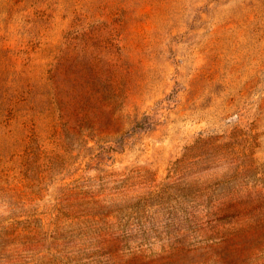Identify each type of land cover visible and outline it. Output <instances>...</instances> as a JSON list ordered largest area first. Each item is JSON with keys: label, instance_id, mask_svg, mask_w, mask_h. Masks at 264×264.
Instances as JSON below:
<instances>
[{"label": "rangeland", "instance_id": "rangeland-1", "mask_svg": "<svg viewBox=\"0 0 264 264\" xmlns=\"http://www.w3.org/2000/svg\"><path fill=\"white\" fill-rule=\"evenodd\" d=\"M0 264H264V0H0Z\"/></svg>", "mask_w": 264, "mask_h": 264}]
</instances>
